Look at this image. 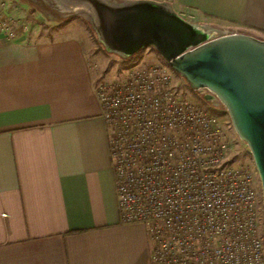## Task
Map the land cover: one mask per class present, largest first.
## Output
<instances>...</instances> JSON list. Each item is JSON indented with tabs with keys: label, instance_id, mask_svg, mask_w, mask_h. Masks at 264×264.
<instances>
[{
	"label": "crops",
	"instance_id": "obj_1",
	"mask_svg": "<svg viewBox=\"0 0 264 264\" xmlns=\"http://www.w3.org/2000/svg\"><path fill=\"white\" fill-rule=\"evenodd\" d=\"M249 3L172 7L237 24ZM96 80L76 34L0 35V264H150L144 227L119 223Z\"/></svg>",
	"mask_w": 264,
	"mask_h": 264
},
{
	"label": "built area",
	"instance_id": "obj_2",
	"mask_svg": "<svg viewBox=\"0 0 264 264\" xmlns=\"http://www.w3.org/2000/svg\"><path fill=\"white\" fill-rule=\"evenodd\" d=\"M26 30L0 0V35ZM173 74L155 62L95 81L119 223L144 227L150 264H264L257 171L232 159L227 123L183 98Z\"/></svg>",
	"mask_w": 264,
	"mask_h": 264
},
{
	"label": "water",
	"instance_id": "obj_3",
	"mask_svg": "<svg viewBox=\"0 0 264 264\" xmlns=\"http://www.w3.org/2000/svg\"><path fill=\"white\" fill-rule=\"evenodd\" d=\"M84 1L108 51L130 57L153 47L193 90L218 98L252 155L264 209V40L191 23L158 1Z\"/></svg>",
	"mask_w": 264,
	"mask_h": 264
},
{
	"label": "rangeland",
	"instance_id": "obj_4",
	"mask_svg": "<svg viewBox=\"0 0 264 264\" xmlns=\"http://www.w3.org/2000/svg\"><path fill=\"white\" fill-rule=\"evenodd\" d=\"M107 1L119 4L132 0ZM153 1L162 2L172 7V0ZM5 3L8 13L26 25L27 41L40 38L51 39L55 35L62 34V32L80 36L85 43L91 67L96 71L97 79L120 77L132 66L165 62L154 48L149 46L144 47L130 57H123L119 53L108 51L99 39L92 23V10L84 0H5ZM256 10L264 13V0H250L246 13L247 17L245 18L248 22L237 24L216 22L214 18H208L190 10L185 11L182 17L191 23L207 26L209 29L220 33H244L264 40V16L262 18L258 16L255 19L253 13ZM173 73L175 89L180 92L183 98H187L199 107L215 113L227 123L229 140L233 148L232 159L245 163L253 169L255 166L252 155L246 143L234 131L228 112L223 104L216 97L210 98L208 90H193L182 76L174 71ZM253 176L257 191V202L262 212L261 184L258 174ZM261 233L264 240V215L262 216Z\"/></svg>",
	"mask_w": 264,
	"mask_h": 264
},
{
	"label": "trees",
	"instance_id": "obj_5",
	"mask_svg": "<svg viewBox=\"0 0 264 264\" xmlns=\"http://www.w3.org/2000/svg\"><path fill=\"white\" fill-rule=\"evenodd\" d=\"M75 233H77V232H74V233H71V234H75Z\"/></svg>",
	"mask_w": 264,
	"mask_h": 264
}]
</instances>
